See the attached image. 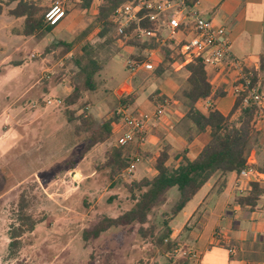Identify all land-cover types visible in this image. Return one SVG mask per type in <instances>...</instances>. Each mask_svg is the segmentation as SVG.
Returning <instances> with one entry per match:
<instances>
[{
	"label": "rangeland",
	"instance_id": "rangeland-1",
	"mask_svg": "<svg viewBox=\"0 0 264 264\" xmlns=\"http://www.w3.org/2000/svg\"><path fill=\"white\" fill-rule=\"evenodd\" d=\"M27 1L46 13L57 0ZM60 1L67 12L55 32L76 24L58 37L52 32L41 38L20 34L23 18L9 13L16 3L4 5L0 14V264H187L193 254L179 238L180 246L173 251L166 252L159 245L164 234L162 214L174 204L176 188L149 212L143 227H151L152 236L142 237L140 224L134 223L113 227L98 238H83V231L104 216L117 217L134 206L123 182L150 176L151 167L147 168V161L141 159L132 176L122 174V181L113 183L103 166L105 145H96L81 157L87 135L77 136L74 131L81 105L85 104L86 111L99 119V115L108 113L105 102L109 109L118 104L116 90L124 81L138 96V103L160 87V81L154 70L135 71L127 66L129 58L145 56L146 51L118 41L104 45V38L96 35L97 28L70 53L59 57L61 48L53 49L51 45L60 37L75 38L92 24L98 4L95 0L85 11L79 7L81 0ZM175 38L186 37L178 33ZM84 44L103 64L97 76V91L66 105L64 99L76 67L64 59L80 55ZM165 72L178 88L167 101H181L182 90L187 87L186 71L176 65ZM49 98L54 102L48 104ZM56 99L61 103L57 104ZM202 138L208 140L209 135L202 134ZM21 207L36 225L13 250L9 247L10 230L18 226Z\"/></svg>",
	"mask_w": 264,
	"mask_h": 264
},
{
	"label": "trees",
	"instance_id": "trees-1",
	"mask_svg": "<svg viewBox=\"0 0 264 264\" xmlns=\"http://www.w3.org/2000/svg\"><path fill=\"white\" fill-rule=\"evenodd\" d=\"M199 0H185L189 7H193ZM95 0H81L79 7L81 10L88 11ZM16 3L9 13L16 18H23L21 30L24 36L43 37L50 33L55 26L45 23L42 8L35 3L27 0H0V14L3 12L4 5ZM120 4L119 0H98L96 13L92 24L70 41L59 39L51 47L58 48L59 57L66 56L74 47L94 29L97 28L96 35L104 38V45L113 42H123L125 45L135 47L140 52L157 49L162 55L163 60L154 69L156 77L161 76L166 69L173 68L183 61V56L179 52L182 42L176 43L173 40L160 42L159 34L156 33L157 25L148 20L132 22L128 27L119 28L113 21L115 9ZM67 12V10H66ZM147 28L155 32L151 37H141L136 34V29ZM80 55H71L69 59H64L68 64L73 62L76 71L71 76V91L65 97L66 105L76 104L85 93L97 91V76L103 68V64L89 50V46L84 44L80 47ZM130 59V58H129ZM143 55H138L135 61H142ZM183 68L187 71V87L182 90V101L189 106L187 118H189L197 133H204L209 129V139L203 146L200 153L193 159L187 156V149L180 153L181 161L178 166L168 165L170 154L167 147H163L157 153L151 155L144 152L137 146V141L128 142L125 145H118L117 138L131 128V123L123 121V117L117 109H113L107 117L97 119L88 113L85 104H82V111L78 117V124L75 126V134L80 136L87 135L80 156H84L96 145H105L103 166L108 169L110 180L115 182L122 181L124 170L135 161V157L148 160L153 158V169L155 175L144 176L140 180L124 181L123 185L130 193L134 206L117 217L104 216L91 229L83 231V238H98L103 232L113 227H125L134 223L140 224L139 233L144 238L154 234L150 228L143 225L148 221L149 212L158 204L166 194L176 188L178 196L170 208V211L162 214V225L164 234L159 240V245L165 247L166 252L179 248L180 242L177 238H172L173 229L169 225L186 204L211 178L220 173L227 176L230 173L240 174L242 170L253 168L260 174H264V163L254 165L250 163V145L255 134L254 122L257 108L253 104H243V95L236 96L235 104L228 115H223L214 105H210L206 112L196 108L195 104L199 101L216 100L225 93L221 89H215L210 83L206 65L200 58L185 64ZM253 81L256 82V73L253 71ZM136 94L121 95L118 99L120 105H131L136 101ZM152 98V97H151ZM165 97H161L164 102ZM115 125L120 129L115 131ZM193 133H189L187 142H191ZM250 190L245 194L237 193L234 196V203L242 208L253 209L258 205L260 198L264 195V183L253 181L250 183ZM18 218V226L10 230L11 249H16L20 245V238L35 229L36 221L33 217L23 213ZM188 258L185 257L186 263Z\"/></svg>",
	"mask_w": 264,
	"mask_h": 264
},
{
	"label": "crops",
	"instance_id": "crops-1",
	"mask_svg": "<svg viewBox=\"0 0 264 264\" xmlns=\"http://www.w3.org/2000/svg\"><path fill=\"white\" fill-rule=\"evenodd\" d=\"M193 8L226 29L232 58L243 61L247 69L256 73V83L264 91V0H199ZM75 24L73 22L71 26L55 32L56 25L51 32L57 37L62 36ZM186 35L191 36L190 29L185 32ZM72 39L62 38L67 41ZM180 68L184 69L183 66ZM206 69L213 87L225 94L216 100L199 101L195 106L206 112L210 105H214L223 115H228L236 101L234 75L227 67L221 70L212 67ZM157 79L161 88L158 86L140 103L136 98L133 104L128 105V109L139 116L166 105L165 115L156 122H150L152 126L146 139L138 142L137 146L151 155L167 147L170 154L167 164L176 167L181 161L183 149H187V156L191 159L200 153L208 141L202 138V134L209 135V129L197 133L193 122L187 118L189 106L182 100L167 101L178 89L168 72ZM70 91L69 84L67 94ZM132 93L126 80L117 87L116 98L118 100L121 95ZM161 97L166 100L158 104ZM104 105L108 113L99 115V119L107 117L113 109L121 108L120 103L111 109L106 106V102ZM116 127L114 129L118 130ZM254 129L248 160L259 166L264 163V120H255ZM189 133L194 136L188 143ZM146 161L147 168L151 167L150 176L155 175L153 158ZM253 181L264 183V174L257 172V175L241 176L233 172L222 176L217 173L186 204L179 213V220L171 227L172 237L184 242L193 254L187 264H264V195L253 209L242 208L233 201L237 193H247Z\"/></svg>",
	"mask_w": 264,
	"mask_h": 264
},
{
	"label": "built area",
	"instance_id": "built-area-1",
	"mask_svg": "<svg viewBox=\"0 0 264 264\" xmlns=\"http://www.w3.org/2000/svg\"><path fill=\"white\" fill-rule=\"evenodd\" d=\"M120 4L115 9L113 21L119 28L128 27L132 22L139 23L143 20L155 22L157 25L156 33L159 34L160 42L173 40L176 43L182 42L179 48L183 61L178 65L185 64L200 58L206 67L217 70L227 67L234 75L235 86L233 92L236 96L243 95V104H253L257 108L255 120H264V91H261L256 82L253 81V71L246 68L241 60L232 58L230 43L226 38V29L218 26L210 19L203 17L199 11L189 7L185 0H119ZM66 16V9L62 1L57 0L44 14L45 23L50 26L58 25ZM190 29L191 36L177 40L178 33L185 35ZM136 34L141 37H151L155 32L147 29H136ZM163 60L162 55L157 49L146 51L142 61L128 59L127 66L131 70L153 71ZM49 98L47 103H53ZM57 104L61 103L56 99ZM118 113L122 115L123 121L131 123V128L117 138L118 145H125L128 142H142L146 139L150 122H156L166 113V105L157 107L152 113H142L135 116L128 109V105H122ZM120 129L119 125L115 127ZM116 127V128H117ZM115 130V131H118ZM141 159L136 156L123 172V176H132L135 165ZM257 175L253 168L241 171V176ZM229 251H233L230 249Z\"/></svg>",
	"mask_w": 264,
	"mask_h": 264
}]
</instances>
